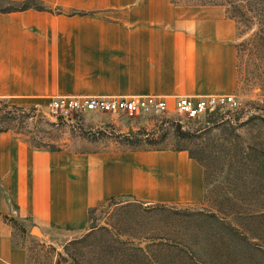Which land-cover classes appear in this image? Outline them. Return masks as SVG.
<instances>
[{
    "label": "crops",
    "instance_id": "0c3cea01",
    "mask_svg": "<svg viewBox=\"0 0 264 264\" xmlns=\"http://www.w3.org/2000/svg\"><path fill=\"white\" fill-rule=\"evenodd\" d=\"M27 1V0H16ZM0 10V98L227 92L234 24L219 5L172 0H29ZM200 164L184 150L31 147L0 131V264H25L13 223L44 238L83 230L96 203H195Z\"/></svg>",
    "mask_w": 264,
    "mask_h": 264
},
{
    "label": "rangeland",
    "instance_id": "374dc122",
    "mask_svg": "<svg viewBox=\"0 0 264 264\" xmlns=\"http://www.w3.org/2000/svg\"><path fill=\"white\" fill-rule=\"evenodd\" d=\"M222 7L234 24V103L198 118L78 110L0 98V129L29 146L184 150L202 167L195 203H96L86 227L44 238L13 223L25 264H264V0H172ZM25 1L0 0V9ZM33 5H38L33 3ZM47 101V100H46Z\"/></svg>",
    "mask_w": 264,
    "mask_h": 264
},
{
    "label": "built area",
    "instance_id": "2783aa9c",
    "mask_svg": "<svg viewBox=\"0 0 264 264\" xmlns=\"http://www.w3.org/2000/svg\"><path fill=\"white\" fill-rule=\"evenodd\" d=\"M233 103V96L227 93L180 95L171 98L172 110L188 118L205 116ZM45 104L52 113L88 110L161 114L169 110L168 98L159 95L56 96L48 98Z\"/></svg>",
    "mask_w": 264,
    "mask_h": 264
},
{
    "label": "trees",
    "instance_id": "16d2710c",
    "mask_svg": "<svg viewBox=\"0 0 264 264\" xmlns=\"http://www.w3.org/2000/svg\"><path fill=\"white\" fill-rule=\"evenodd\" d=\"M33 3H35V2L27 0V1L24 2V4H22L21 7H18V8H15V9H25V8L31 7V6L37 7V8H41L40 5H33ZM7 10H13V9H4V11H7ZM2 130H6V129H0V131H2Z\"/></svg>",
    "mask_w": 264,
    "mask_h": 264
}]
</instances>
